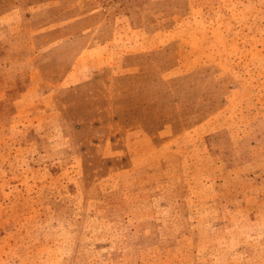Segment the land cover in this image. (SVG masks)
Listing matches in <instances>:
<instances>
[{
	"label": "rangeland",
	"instance_id": "rangeland-1",
	"mask_svg": "<svg viewBox=\"0 0 264 264\" xmlns=\"http://www.w3.org/2000/svg\"><path fill=\"white\" fill-rule=\"evenodd\" d=\"M0 264H264V0H0Z\"/></svg>",
	"mask_w": 264,
	"mask_h": 264
}]
</instances>
